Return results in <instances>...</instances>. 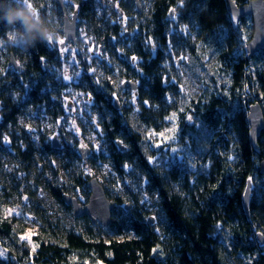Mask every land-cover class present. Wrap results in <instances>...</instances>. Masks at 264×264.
Returning a JSON list of instances; mask_svg holds the SVG:
<instances>
[{
	"label": "trees",
	"instance_id": "obj_1",
	"mask_svg": "<svg viewBox=\"0 0 264 264\" xmlns=\"http://www.w3.org/2000/svg\"><path fill=\"white\" fill-rule=\"evenodd\" d=\"M36 1L50 14L52 0ZM74 1L81 43L99 53L81 54L79 77L44 68L39 46L16 50L20 71L0 57V264H264V129L256 150L248 122L250 105L264 111V49H248L252 16L235 25L227 0ZM66 87L99 115V155L78 149L81 136L93 144L89 120L81 135L58 124ZM93 177L114 204L108 228L64 201L82 192L86 203Z\"/></svg>",
	"mask_w": 264,
	"mask_h": 264
},
{
	"label": "water",
	"instance_id": "obj_2",
	"mask_svg": "<svg viewBox=\"0 0 264 264\" xmlns=\"http://www.w3.org/2000/svg\"><path fill=\"white\" fill-rule=\"evenodd\" d=\"M229 1H231L232 3L231 7H229V14L232 20L238 18L240 15H253L254 33L252 40L248 43L250 54L254 53V51L257 49H264V0H251L244 6H237L233 0ZM137 5H140L139 1H137ZM236 6L237 9H235ZM64 31L67 39H73L74 41L76 40L77 27L75 17L72 21L66 18ZM10 63L14 64L16 69H20V66L17 64L13 55L11 56ZM122 86L124 88L130 87L135 90L137 88V83L133 80H125ZM116 102L118 104L117 100ZM248 122L250 126L251 142L254 148L256 150H259L258 138L264 129V111L259 102L250 105L248 112ZM52 143L55 147L61 146L60 142L58 141L57 135L54 136ZM118 144L121 145V142H118ZM89 152V148H86V152L84 153V155H88ZM260 171L264 173V159L261 161ZM89 187L91 189V195L88 203L84 206L77 200L76 197L70 195H64V200L68 204H72L75 216H82L84 214H87L94 224H99L104 228H108L112 223L111 212L114 209V204L108 199L103 186L96 177L90 179ZM251 187L252 181L249 179L243 195L244 206L248 214L249 202L251 197ZM130 206V203L126 205L127 208H130ZM258 239L262 243L264 242V236L262 235V233H258Z\"/></svg>",
	"mask_w": 264,
	"mask_h": 264
},
{
	"label": "flooded vegetation",
	"instance_id": "obj_3",
	"mask_svg": "<svg viewBox=\"0 0 264 264\" xmlns=\"http://www.w3.org/2000/svg\"><path fill=\"white\" fill-rule=\"evenodd\" d=\"M26 2L28 5L29 4L32 5L31 7L28 6V8L31 11L36 12L38 10L36 7L37 6L36 0H26ZM78 11H79L78 4L75 3L74 0H52L51 3L48 5L47 12L50 14H47L46 18L53 19L55 26L57 27L56 31L58 32V38L55 39L50 44L38 43L36 45L42 49L43 54L41 55V63L43 64L44 68L48 66L51 69H58V68L64 69V67H67L69 65L70 60L72 61L76 58V60L78 61V59H80L81 54L85 51H87L92 55L95 54L93 45H89V42H87L88 45L85 48L81 43V39L83 42L84 37L81 28L79 26L80 14L78 13ZM74 17L77 27L75 41L73 39H67L64 31L66 18L72 21ZM9 36H10V29L6 28L4 24L0 23V40L4 41L3 44H0V57L3 58L2 60H5L6 67H8L9 69L12 68L16 71H20L22 68V63L18 58V56L16 55V50L19 49L22 50L24 48L21 46H14L8 43ZM60 40H63L62 44L59 43ZM4 53H7L8 57H5ZM12 53L14 55V59L16 60L17 64L20 66V69H16L15 65L10 63ZM72 66L76 67L75 64H72ZM78 67L81 68L82 66L78 65ZM82 204H86V203H82Z\"/></svg>",
	"mask_w": 264,
	"mask_h": 264
},
{
	"label": "rangeland",
	"instance_id": "obj_4",
	"mask_svg": "<svg viewBox=\"0 0 264 264\" xmlns=\"http://www.w3.org/2000/svg\"><path fill=\"white\" fill-rule=\"evenodd\" d=\"M227 4H228V11H229V7H231L232 3H231V1L227 0ZM235 9H237V6H236ZM173 15H174V12H173ZM241 17L242 16L240 15L238 18H236L237 20L236 19L233 20L235 25L238 24V22L241 19ZM95 53L99 54L97 50H95ZM82 54H84V52ZM73 57H74V55H73ZM80 58H83V57H80ZM72 64H75L76 67L72 66ZM78 65H81L80 59H78V61H77L76 58H75L72 61L70 60L69 65L67 67H64L65 71L69 72V70H70V73H69V76H68L69 77V81L71 79H73L74 73H77V77H79L81 75L82 72H81V70H79L81 68H79ZM7 68L8 67H5V69H7ZM64 93H66V95L63 96L62 104L64 105V108H65L64 112L66 114L64 115V117H62L60 119L58 124L65 125L67 129L72 128L70 130H74L77 134L81 135L80 131L78 130L79 129V125H80L79 119L89 120L90 123H92L94 125V128L96 130V134L91 136V139L93 140V144L87 143L85 140H82V136H81V143L78 146V149L83 150V148L88 146L87 148H89L91 153L99 155L102 151H105L104 150L105 146H103V143H101L103 139L101 138L102 134H99V132L101 131V127H99L100 119H99V115H97V112H95L96 110L92 107L93 103L91 102V100L87 99V96L83 92H79V91L76 92L71 87H66V90L64 91ZM67 116L70 119L69 123H68V120H67ZM0 119H1V111H0ZM92 132L94 133L93 129H92ZM97 132H98L99 135L97 134ZM58 134H59L58 131H56V133H54L51 136L52 140H53L55 135H57V137H58ZM2 138H3V136H2ZM58 141H59V139H58ZM90 152H89V154H90ZM88 155H84V156L86 157ZM87 171L90 174H92V175L97 174L96 176H98V178H100V176L102 175L101 174L102 172H94V170H91V168H89V167H87ZM90 195H91V193H90ZM79 196H80L79 198H81V200L82 199L83 200L82 201H79L78 199L77 200L81 204L84 203V198H83L82 192H79ZM89 198H90V196H89ZM89 198H88V201H89ZM88 201L86 203H88ZM65 203L72 207V204H68L66 201H65ZM82 205L84 206V204H82ZM149 222L150 223L154 222L152 217H149ZM32 231H33V229H32ZM28 233H30V232H28ZM0 252L2 254H4L3 251H0Z\"/></svg>",
	"mask_w": 264,
	"mask_h": 264
},
{
	"label": "clouds",
	"instance_id": "obj_5",
	"mask_svg": "<svg viewBox=\"0 0 264 264\" xmlns=\"http://www.w3.org/2000/svg\"><path fill=\"white\" fill-rule=\"evenodd\" d=\"M0 23L10 29L8 43L24 49L38 43L50 44L58 38L54 21L31 11L26 0H0Z\"/></svg>",
	"mask_w": 264,
	"mask_h": 264
},
{
	"label": "snow or ice",
	"instance_id": "obj_6",
	"mask_svg": "<svg viewBox=\"0 0 264 264\" xmlns=\"http://www.w3.org/2000/svg\"><path fill=\"white\" fill-rule=\"evenodd\" d=\"M28 6L31 7L32 5L29 4ZM37 12H38V10H37ZM10 38H11V37L9 36V39H10ZM59 43L62 44V43H63V40H60ZM153 219H154V218H153ZM21 239H28V237H21ZM0 255H2V253H0Z\"/></svg>",
	"mask_w": 264,
	"mask_h": 264
},
{
	"label": "bare ground",
	"instance_id": "obj_7",
	"mask_svg": "<svg viewBox=\"0 0 264 264\" xmlns=\"http://www.w3.org/2000/svg\"><path fill=\"white\" fill-rule=\"evenodd\" d=\"M246 15H251V16H252V21H253V15H252V14H245L244 16H246ZM244 16H242L241 19H242ZM241 19H240V20H241ZM240 20H239V21H240ZM233 23H234V22H233ZM238 23H239V22H238ZM237 25H238V24H237ZM253 33H254V32H253ZM12 55H13V53L11 54V56H12ZM13 56H14V55H13ZM86 204H87V203H86ZM84 205H85V204H84Z\"/></svg>",
	"mask_w": 264,
	"mask_h": 264
}]
</instances>
